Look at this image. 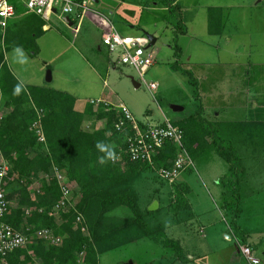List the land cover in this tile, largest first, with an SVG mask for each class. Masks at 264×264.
I'll list each match as a JSON object with an SVG mask.
<instances>
[{"label": "rangeland", "instance_id": "374dc122", "mask_svg": "<svg viewBox=\"0 0 264 264\" xmlns=\"http://www.w3.org/2000/svg\"><path fill=\"white\" fill-rule=\"evenodd\" d=\"M148 1L151 0H92L89 11L101 12H92L94 16L87 13L77 20L78 31L63 19L58 20L62 18L58 12L51 20L56 26L47 36L59 39L61 46L50 51L47 44H41L42 51L36 58L26 49L5 50L13 44L11 32L0 27V47L5 61L20 79L22 74L35 76L37 81L45 80L50 70L55 79L44 85L56 88L63 82L74 84L73 89L62 88L79 98V109L82 104L111 91L112 100L123 102L142 122L156 123L164 118L174 122L197 112L204 119L221 124L226 141L232 140L235 151L241 155L245 175L240 193L230 194L228 198L221 193L227 189L231 193L234 189L221 188L216 182L228 173L229 166L212 147L197 157L192 154L193 164L174 182L163 179L155 165L149 164L152 170L148 167L142 170L129 186L137 194L143 211L158 201V208L149 210L151 213L146 216L150 227H161L154 235L158 241L147 237L131 241L137 231L135 228H121L110 234L113 227L132 217L127 207L116 206L105 214L98 230L101 239L95 248L99 264H249L238 253L236 238L235 241L227 238V233L234 236L230 226L238 234H250L255 242L254 252L260 264H264V0H181V4L193 6L182 14L185 34L175 32L176 25L180 24L177 12H168L163 3H158L154 11H144L143 4L154 5ZM12 2L18 10L26 9L21 0ZM217 5L221 7L208 12L209 7ZM104 14L124 35L139 36L149 32L158 38L146 49L154 64L145 79L129 65L118 64L113 70L111 59H115L116 54H110L103 46L102 29L95 25L99 22L95 16L102 18ZM210 14L216 17V24L222 20V35L208 32L212 29ZM153 21H160L159 27H154ZM166 21L172 28L160 34ZM129 22L135 23L134 27ZM16 28L18 33L23 31L18 24ZM159 28L162 30L158 31ZM177 47L182 49L179 56ZM175 63L180 71L173 69ZM188 71L192 72L194 84L190 82ZM132 77L140 86H135ZM151 83L157 88L152 89ZM4 110H0V116L8 112ZM226 141H223L224 146L228 145ZM189 171H192L191 178L186 176ZM49 175L43 173L45 178ZM188 178L192 188L189 199L196 213L195 219L182 222L172 199L174 185ZM214 185L220 189L214 190ZM37 187L38 182H35L31 191ZM76 190L70 183L69 202L62 209L74 211L76 228L92 238L93 220L78 209L81 196L75 194ZM50 230L53 236L59 237L57 244H62L63 237ZM187 235L194 236L195 244L202 245L197 248L191 245ZM172 240L183 246L189 261L179 259L169 244ZM193 248L198 249L200 257ZM29 253L32 261L27 264H44L35 258L33 251ZM85 254L80 255V264Z\"/></svg>", "mask_w": 264, "mask_h": 264}, {"label": "trees", "instance_id": "16d2710c", "mask_svg": "<svg viewBox=\"0 0 264 264\" xmlns=\"http://www.w3.org/2000/svg\"><path fill=\"white\" fill-rule=\"evenodd\" d=\"M155 1H161L168 12L178 13L180 24L176 25L175 32L185 34L187 29L182 25L184 10L176 0ZM212 11L215 10L210 12ZM209 17L212 25L209 32L221 34L222 20L216 24V17L213 14ZM14 46L17 45H8L7 49ZM1 48L0 101L3 99L4 106L10 110L0 119V148L11 165L6 185L10 210L4 220L18 229H22L23 225H28L34 230L53 229L56 236L63 237L60 245L36 238L25 247L9 254V264L31 262L29 251H33L35 258L44 264H80V255L84 252L86 254L83 264H99L95 248V244L101 239L98 230L103 224L105 214L116 206L127 207L132 217L113 227L110 234L121 228H135L137 231L131 241L146 237L158 241L154 235L161 227L152 228L148 225L146 216L151 212L148 209L143 211L137 194L129 186L135 176L150 167L149 164L129 160L116 163L107 156L109 151L115 153L118 150L116 144H120L124 139L115 129L117 121L122 117L119 110L112 104L108 105V109L103 104L94 107L90 101L85 104L84 109L79 110L73 95L50 87L30 86L27 92L5 64L4 51ZM181 51L182 49L177 47L178 56ZM176 64L173 69L180 71ZM188 75L190 82L194 84L192 72L188 71ZM38 110H42L41 124L46 144L38 142L32 128L38 119ZM172 123L184 131V146L191 159L193 155L197 157L212 147L225 160L229 170L217 184L221 188L234 189L235 193L231 190L229 193L228 189L223 191L224 198H228L230 194L237 196L245 175L241 165L242 158L240 153L235 151L234 142L226 141L221 124L206 120L197 112ZM223 141L228 145L224 146ZM177 154L176 146L172 142H166L154 156L155 167H170ZM55 168L68 178L72 187L78 189L75 194L80 195L81 200L77 207L92 217L93 240L76 228L74 211L54 210L63 196L59 180L55 176ZM43 173H50L49 179L45 178ZM35 182H38V187L31 191ZM191 189V186L184 183L174 185L172 201L182 222L195 219L189 199ZM230 228L233 230L231 226ZM238 236L241 242L246 243L247 237L244 233H239ZM169 244L176 250L180 260L189 261V256L180 243L172 240ZM21 257L24 259H20Z\"/></svg>", "mask_w": 264, "mask_h": 264}, {"label": "built area", "instance_id": "2783aa9c", "mask_svg": "<svg viewBox=\"0 0 264 264\" xmlns=\"http://www.w3.org/2000/svg\"><path fill=\"white\" fill-rule=\"evenodd\" d=\"M28 10L49 20L52 15L60 12L68 18H81L86 15L92 5V0H21ZM16 4L12 0H0V27L5 30L11 18L16 15ZM107 33L103 37V46L110 54H116L113 62L115 64L129 65L134 67L140 77L145 79L148 69L153 64V60L146 53L149 46V38L142 34L139 36L121 34L107 17ZM151 88L156 89L157 85L151 83ZM97 107L102 104L108 109L112 104L122 114L117 121L115 129L119 134L124 136L123 142L116 144L117 151L113 153L112 161L116 163H125L126 160L131 162H141L155 165L154 156L166 142H172L178 154L174 158L170 167H158L159 175L170 182L178 179L182 171L193 164L185 146L184 131L175 126L169 118L151 123L142 122L134 117L127 105L123 102L112 103L108 100L98 98L90 102ZM42 110H38V119L33 123L38 142L46 144V137L41 124ZM2 116H0V119ZM11 165L5 159L0 148V264H9L8 255L16 249L25 247L33 238H38L58 245L59 237L53 236L50 229L34 230L28 225H23L22 229L15 228L7 223L4 219L10 210L7 201V179L9 178ZM55 176L58 178L62 198L55 205L54 210L57 212L69 202L70 181L62 172L55 168ZM79 219V218H78ZM238 249L243 257L250 264H259L260 260L256 257L254 249L250 245L238 243Z\"/></svg>", "mask_w": 264, "mask_h": 264}, {"label": "crops", "instance_id": "0c3cea01", "mask_svg": "<svg viewBox=\"0 0 264 264\" xmlns=\"http://www.w3.org/2000/svg\"><path fill=\"white\" fill-rule=\"evenodd\" d=\"M98 0H96V2H97ZM180 1L181 0H176V3L179 5V6H181L182 8H183V10H184V12L190 7V6H192V5H186V4H181L180 3ZM149 3H154V5H152V6H148V5H145V4H143V10L145 11V10H148V11H154L155 9H156V7L155 6H157V4L158 3H160V2H158V1H155V0H151V1H148ZM147 2V3H148ZM122 4V3H121ZM131 7H135V6H132V4H129ZM136 7H138V9L140 8V6H136ZM193 7V6H192ZM221 6H219V5H217V6H213V7H209L210 9L208 10V12H210L211 10H215V9H217V8H220ZM25 8V7H24ZM167 9V8H166ZM118 10H120V8H118ZM163 10H165V8H163ZM221 10H223L222 8H221ZM98 10L97 9H95V10H92V12H97ZM144 11H143V13H144ZM168 11V10H167ZM91 12V10L90 11H88V13H90L91 15H93L94 16V14ZM98 12H101L100 10L98 11ZM56 14H58V13H56ZM56 14H54V15H56ZM54 15H52L51 16V18L49 19V20H46V19H44L43 17H41L40 15H37L36 13H34V12H32V11H30V10H28L27 8L26 9H19V10H16V15L13 17V18H11L10 19V21H9V24H8V26H7V28L5 29V31H7V33L8 32H11L10 33V37H12V43L13 44H15V45H17V46H14V47H12L13 49H17V48H22V49H26L27 47H29L30 49H26L28 52L29 51H32L31 53L29 52V55L31 56V57H33V58H36V57H39V54L41 53V51H42V47H41V44H47V46H48V49H50V51L52 50V49H57V48H59V46H61V41L59 40V39H54L53 37H51V38H49V36H47V32L48 31H51L52 30V27L53 26H56V24L55 23H53L51 20H52V17L54 16ZM57 16V15H56ZM86 15H84L83 17H81V18H68L67 16H64V15H62L61 17L62 18H58V20H61V19H63L65 22H67L68 23V25L70 26V27H75V30L76 31H78V30H80V27L76 24V21L77 20H80V19H82V18H84ZM98 16H99V14H98ZM141 15H139V17H140ZM60 17V16H59ZM96 17V19L99 21V22H97V23H95V25L102 31V33H103V37H104V35L107 33V22L105 21V18H103V17H107L106 15H103V17L101 18V17H97V16H95ZM160 21H162V20H160ZM160 21H153L154 23H152L153 25H155L154 27H156V26H158L159 27V24H160ZM51 23V24H50ZM16 24H18V25H20V27L22 28V30L23 31H21L20 33H18L19 32V30L16 28ZM75 24H76V26H75ZM129 24H131L132 25V27H134V25H135V23H131V22H129ZM166 27L162 30V29H160L159 28V30L158 31H161L162 30V32H160V34H162V33H165V32H169V30H168V28H172V26H171V24L168 22V21H166ZM52 25V26H51ZM170 28V29H171ZM117 29V28H116ZM142 30V29H141ZM190 30V28H188V31ZM59 31H61L60 29H59ZM171 32V31H170ZM209 32V31H208ZM60 34V33H59ZM122 34V33H121ZM124 35V34H123ZM155 35V34H154ZM212 35V34H211ZM213 35H215V36H220V35H222V33L221 34H213ZM103 37H102V39H103ZM156 37V36H155ZM157 38V37H156ZM158 39V38H157ZM157 41V40H156ZM72 43V42H71ZM100 49H102V48H100ZM5 50H7V48L5 49ZM4 51V50H3ZM4 62H5V64L7 65V63H6V61H5V56H4ZM111 62H112V65H113V70H115L116 68H118L117 67V64H115L114 62H113V60L111 59ZM45 65L47 66L48 65V62H46L45 61ZM153 64H154V61H153ZM91 66H92V64H90ZM8 66V65H7ZM9 68V70H10V72H11V74L14 76V78L18 81V83L24 88V89H26L27 90V92H28V89H29V87L30 86H41V87H48L47 85H44L43 83L44 82H47V83H50V82H52V81H54V76L52 77V80L51 81H47V79H45V80H43V79H40V81H37L38 80V78L37 77H35V76H27V75H22L21 74V77H22V79H20L19 77H18V75H17V73L13 70V68L11 69L10 67H8ZM52 75V74H51ZM67 80H69V79H67ZM73 85L74 84H66L65 82H63V83H61V86H57L56 88H54V89H57V90H60V91H65V92H68L69 94H71V95H73L75 98H76V96L74 95V94H72L68 89H66V88H62L63 86H66V87H68V88H70V89H73ZM51 88V87H50ZM112 92L111 91H109V92H106V94H102V95H100L98 98H102V99H105V100H108V101H110V102H112V103H116V102H114L113 100H112ZM78 99L79 98H76V100H77V105H76V107L79 109V105H81L80 103L78 104ZM88 103V102H87ZM90 103V102H89ZM85 104L86 103H84V104H82V107H81V109H79V110H82V109H84V106H85ZM5 109L4 111H9L10 109L9 108H7V107H5L4 106V104H3V99H1V101H0V110L1 109ZM188 168V167H187ZM191 173L192 172H188V174L186 175V176H190L189 178H191L192 176H191ZM189 178L187 179V181H181V179H180V182L179 183H184V184H188L189 186H191L190 185V183L188 182V180H189ZM217 180V179H216ZM217 183V182H216ZM215 183V184H216ZM215 186V185H214ZM214 188V190H218V189H220V187L218 186V187H213ZM220 194V193H219ZM222 194V193H221ZM196 213V212H195ZM230 228V227H229ZM231 229V228H230ZM232 230V229H231ZM232 233L234 234V236L233 235H231L230 233H227L226 234V236H227V238L229 239V240H231V239H234V241H235V238H236V241H235V245H236V243L238 244V243H242V244H246V245H250L251 247H253L254 249H255V242H254V240L252 241V239H251V237H250V234H248L247 232L246 233H244L245 235H246V237H247V239H246V243H243V242H241L242 240H239V236H238V234L236 233V231H233L232 230ZM188 236V238L190 237L189 235H187ZM235 237V238H234ZM194 236L193 237H191V238H189L191 241H192V243H191V245H193V246H196V248L198 247V246H201L202 244H200L199 242L198 243H196L195 244V242H194ZM240 241V242H239ZM182 246V245H181ZM183 247V246H182ZM194 249V248H193ZM195 250V249H194ZM194 250H192L191 251V253H193L194 252ZM198 250V249H197ZM197 250H195V252H197L198 254V256L200 257L201 255L199 254V252L197 251ZM237 250H238V247H237ZM238 253L243 257V255L240 253V251L238 250ZM256 255V254H255ZM256 257H257V255H256ZM244 258V257H243ZM258 259H259V257H257ZM245 259V258H244ZM246 260V259H245ZM247 261V260H246ZM248 262V261H247ZM249 263V262H248ZM250 264V263H249Z\"/></svg>", "mask_w": 264, "mask_h": 264}, {"label": "water", "instance_id": "95a60500", "mask_svg": "<svg viewBox=\"0 0 264 264\" xmlns=\"http://www.w3.org/2000/svg\"><path fill=\"white\" fill-rule=\"evenodd\" d=\"M258 1L260 2L261 0H258ZM145 34L150 40V43H149V46H148V48H149V47H151L152 45H154L156 43L157 38L153 34H151L149 32H145ZM51 74H52V72L49 70L48 73H47V77H46L47 81H51L52 80V75ZM132 80H133L135 86H137V87L140 86V84L138 82H136L133 77H132ZM157 208H158V201L155 200L150 205L149 210H156Z\"/></svg>", "mask_w": 264, "mask_h": 264}, {"label": "clouds", "instance_id": "9594fccd", "mask_svg": "<svg viewBox=\"0 0 264 264\" xmlns=\"http://www.w3.org/2000/svg\"><path fill=\"white\" fill-rule=\"evenodd\" d=\"M16 91L18 92L19 91V89L17 88L16 89ZM99 146V145H98ZM107 156H108V158H113V153L111 152V151H109L108 153H107ZM193 161V160H192ZM101 162L103 163L104 161H103V159H101ZM191 166V165H190ZM190 166H188V167H190ZM253 248V247H252ZM254 249V248H253ZM260 264V263H259Z\"/></svg>", "mask_w": 264, "mask_h": 264}]
</instances>
